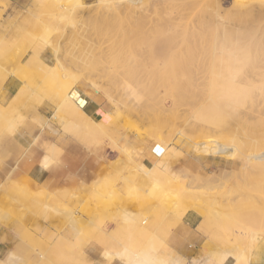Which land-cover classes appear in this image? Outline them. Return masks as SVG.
Returning <instances> with one entry per match:
<instances>
[{"label": "rangeland", "instance_id": "374dc122", "mask_svg": "<svg viewBox=\"0 0 264 264\" xmlns=\"http://www.w3.org/2000/svg\"><path fill=\"white\" fill-rule=\"evenodd\" d=\"M8 8L0 0V232L10 241L0 264H39V253L40 264H118L100 254L121 245L152 248L155 264H173L167 260L181 257L172 237H188L193 204L204 213H194L202 247L240 242L247 262L264 235L242 231L264 228L262 210L253 214L255 201L264 209V0H33ZM143 15L141 37L133 27ZM64 86L82 93L76 112L59 103ZM258 111L261 119L248 118ZM248 126L254 143L241 136ZM202 135L241 145L234 171L198 164L204 153L188 138ZM150 151L148 166L140 164ZM156 157L194 193L183 198L187 208L181 199L155 203L181 194L179 180L144 179L141 169ZM226 208L235 211L231 224ZM71 217L80 230L69 227Z\"/></svg>", "mask_w": 264, "mask_h": 264}, {"label": "bare ground", "instance_id": "6f19581e", "mask_svg": "<svg viewBox=\"0 0 264 264\" xmlns=\"http://www.w3.org/2000/svg\"><path fill=\"white\" fill-rule=\"evenodd\" d=\"M139 1V0H138ZM210 1H212V0H210ZM107 2V1H106ZM111 2V1H110ZM137 2V1H136ZM135 2V3H136ZM105 3V2H104ZM108 3H109V0H108ZM130 3H132L133 4V2H130ZM106 4V3H105ZM115 6V5H114ZM118 6V5H117ZM133 6H134V4H133ZM79 7V6H78ZM103 7H104V5H103ZM106 7V6H105ZM111 7H113V6H111ZM132 7V6H131ZM133 8V7H132ZM131 8V9H132ZM107 9V8H106ZM115 9V8H114ZM105 11V10H104ZM108 11V10H107ZM112 11V10H111ZM115 11V10H114ZM116 11H117V9H116ZM115 11V12H116ZM109 12H110V8H109ZM107 14V13H106ZM102 17V16H101ZM105 17V16H104ZM139 18H136V22H135V24L137 23L138 25H136L138 28L136 29L135 27H133L134 29H135V31L137 30H139L138 31V34H139V32L141 31L140 29L141 28H143L144 26H143V21H144V15L143 16H138ZM138 19V20H137ZM133 22V23H134ZM139 22L141 23V25L139 24ZM140 26V27H139ZM132 27V26H131ZM130 27V28H131ZM129 31V30H128ZM131 32L130 33H132V31L133 30H130ZM135 31H133V32H135ZM136 31V32H137ZM142 31H143V33H144V28L142 29ZM142 31L140 32L141 34V37H142ZM135 32V33H136ZM138 34H135V35H137V37L139 36ZM134 35V36H135ZM144 35V34H143ZM127 36V35H126ZM133 36V33L131 34V37ZM140 37V36H139ZM126 39H129V32H128V38L126 37ZM134 43H135V40H134ZM140 56V55H139ZM141 58H142V56H141ZM143 62V61H142ZM210 65V64H209ZM211 65H212V63H211ZM196 68V70L198 71V72H201V71H205L206 69H200V67H195ZM197 72V73H198ZM32 89V88H31ZM34 89V88H33ZM34 92V91H33ZM32 92V93H33ZM81 95H82V93L81 92H79L75 87H67V86H64V88H61V91L59 90L58 91V94H57V98H58V100H59V103H60V105L61 106H63V107H65L66 109H68L69 111H71V112H76L77 111V109L79 108V106H80V104H82V103H80L79 102V99L81 98V99H83L82 97H81ZM228 95V94H227ZM228 96H230V95H228ZM228 99V100H227ZM226 99V101H228V102H226V105L227 104H229V102H230V100H231V98L230 97H228ZM192 103H194V102H192ZM194 104H196V103H194ZM228 106V105H227ZM193 107V106H192ZM196 107V106H195ZM194 108V107H193ZM247 114H249V112L247 113ZM261 114V113H260ZM260 116H262V114L260 115ZM251 117L252 118H255L256 120H257V117H258V119H261V117H259V111L257 112V114L255 115L254 114V112H251L250 113V117L248 116V118L249 119H251ZM247 118V119H248ZM254 120V119H253ZM258 121V120H257ZM45 122V121H44ZM246 122H247V124L249 123L248 121H245L244 122V124L245 125H247L246 124ZM218 123V122H217ZM240 123V122H239ZM221 124V123H220ZM228 124V123H227ZM251 125V124H250ZM224 126H225V123H224ZM244 126V125H243ZM222 127V126H221ZM227 127H228V125H227ZM230 127V126H229ZM234 127V126H233ZM226 128V127H225ZM225 128H223L224 130H225ZM235 128H236V126H235ZM249 128H250V126H248V128H247V130H246V127H241V130H240V133H241V136H242V132H243V134H244V138H246V139H248V141L249 140H252L253 141V143H254V139H255V135H257L256 133H254V132H249L248 130H249ZM221 129V128H220ZM229 129V128H228ZM182 130V129H181ZM232 131H234L235 129H231ZM231 130H229V132H231ZM179 133H184V132H179ZM227 133V132H226ZM237 133V132H236ZM153 134H155V138H156V132L155 133H153ZM153 134H151V135H153ZM228 134V133H227ZM230 134V133H229ZM231 135V134H230ZM153 138V137H152ZM243 138V139H244ZM189 140H192V142H193V144H192V149H194L196 152H197V154L199 155V154H206V155H201V156H195L194 158L195 159H199L200 157V160L198 161V164L201 166V165H204V169L205 168H207L208 166H211V165H224L226 168H229L230 169V171H234V169L237 167L236 166V164H235V162H234V157H236V153L239 151V148L241 147V145L238 143V142H231V143H227V142H224V141H218L217 139H215L214 141H213V138H211V137H209V136H198V137H189L188 138ZM160 140V139H159ZM256 140H258V138H256ZM156 141H158L157 139H156ZM155 141V142H156ZM171 141V140H170ZM245 139L242 141L241 140V144H242V146H245ZM252 141H249V142H252ZM247 142V141H246ZM159 143H161V141L159 142ZM209 143H210V146H209ZM173 144V143H172ZM202 144H204L203 146H201ZM211 144H213V145H211ZM167 145V144H166ZM169 145H171V143L169 144ZM163 146V145H162ZM173 148H174V150L176 149V145L175 144H173ZM166 148H167V146H166ZM223 157H225V158H223ZM243 158H244V165H245V167L246 166H248V164H249V156H247L246 154H243ZM157 160V157L154 159V161L152 162V164H151V166H149V167H147L146 169H144V170H142L141 168V172L142 173H144V179L146 178L147 180H150V181H152V182H154V180H157L156 178V176H158L159 178H163V177H165V178H163L166 182H167V179L169 178V177H171L170 176V172L165 168V166L164 165H162L159 161L157 162L156 161ZM255 160L256 159H254L253 160V162H255ZM127 161V160H126ZM126 163V162H125ZM194 166H196V165H194ZM139 169V168H138ZM245 170H246V168H244ZM221 171H223V170H221ZM220 172V171H219ZM227 173V172H226ZM186 176V175H185ZM188 177H189V175H187ZM187 177V178H188ZM172 178V177H171ZM169 178V180H168V183L170 184V182L169 181H171L172 182V179L174 178ZM185 177H183V179H184ZM208 178V177H207ZM175 179L178 181H180L181 179H178V177H176V178H174V180L173 181H175ZM190 179H192V181L194 182V179H196V178H194L193 176L190 178ZM190 179L188 178L187 180H189L190 181ZM210 179V178H209ZM198 180V179H197ZM197 180H195V182L197 181ZM178 181V183L180 184V185H178V186H180V188L178 189V190H180L179 192L181 193V194H178V192H175V196H177L178 195V198H175V197H171V198H173L172 200V202H168L167 203V200L169 199V201H170V198H166L167 196H165V197H163L164 195H165V193H164V195L162 194L163 192H162V190H161V193L160 194H162L163 196H161V198H160V201L159 202H155L156 204H158L159 205V203H160V205L162 204V203H164V204H168L169 206H171V205H174L178 200H182L181 202V205L179 204V203H177V204H179V206H182V204H184L183 202H186V201H188L189 199H190V193H192V194H194L190 189H189V185L187 184V182H186V180H182V181H180L179 182ZM199 181V180H198ZM206 181V180H205ZM165 183V182H164ZM172 183H174V182H172ZM171 183V184H172ZM155 184H157L156 182H155ZM161 184H162V182H161ZM166 184V183H165ZM175 184V183H174ZM181 185H182V188H181ZM166 186V185H165ZM184 186V187H183ZM161 187H162V185H161ZM177 188V187H176ZM157 191V190H156ZM158 191L160 192V190L158 189ZM164 191V190H163ZM174 191H177V189L176 190H174ZM153 192V191H152ZM155 192V191H154ZM18 193V192H17ZM14 194V193H13ZM154 195H155V193H154ZM232 195V194H231ZM231 195H229V196H231ZM258 195V194H257ZM147 196V195H146ZM150 196H151V194H150ZM150 196H149V198H150ZM180 196V197H179ZM186 196H188V200L186 199H183L184 197L186 198ZM148 197V196H147ZM230 200H231V197L229 198ZM260 198H258V200H259ZM146 200V199H145ZM150 200H151V198H150ZM253 200V199H252ZM257 200V199H256ZM257 200V201H258ZM153 201H155V200H153ZM260 201V200H259ZM258 201V202H259ZM229 203H230V201H229ZM260 203V202H259ZM259 203H257L256 201L253 203V206H254V211H253V214L254 215H258V217L260 218V215H259V213L261 212V210H262V212L264 213V209H261L262 207L259 205ZM187 204V203H186ZM186 204H184L185 205V207H186ZM188 204L190 205V203L188 202ZM225 204H227V203H225ZM231 204V203H230ZM251 204H252V201H251ZM232 205V204H231ZM195 206H196V208H195ZM194 206V204H193V206H191L192 207V209L191 210H193V212L194 213H197V214H200L201 215V212L203 213V211H201V212H199V209H201V207H197L198 206V204H196ZM242 206V205H241ZM249 206H250V204H249ZM172 207H174V208H176V206H172ZM184 207V206H183ZM228 207V206H227ZM165 208H167V207H165ZM178 208L179 207H177L176 209H173V211H178ZM187 208V207H186ZM195 208V209H194ZM231 208V207H230ZM169 209V208H168ZM182 209V208H181ZM185 209V208H184ZM227 210L229 209V208H226ZM225 209V210H226ZM233 209V208H232ZM232 209H229L227 212V214H223V215H227V217H230V218H228L227 220H226V222L230 219V224L233 222L232 220V217H233V212H235V211H233L232 212ZM247 209H248V207H247ZM171 210H172V208H171ZM224 210V211H225ZM245 210V209H244ZM172 211V212H173ZM164 212V211H163ZM179 212V211H178ZM178 212H176V214L178 213ZM165 213V212H164ZM163 213V214H164ZM173 213H175V212H173ZM226 213V212H225ZM245 214L244 215H246V212H244ZM204 214V213H203ZM236 214V213H235ZM173 215H175V214H173ZM178 215V214H177ZM177 215H175V217H177ZM221 215H222V213H221ZM178 216H180V215H178ZM202 216V215H201ZM182 216H180V217H177V218H175V219H180ZM219 217V216H218ZM256 217V216H255ZM254 217V218H255ZM165 218V217H164ZM204 218H206V216L204 217ZM221 218V217H220ZM224 218V217H223ZM234 218V217H233ZM78 219V218H77ZM209 219V218H208ZM211 219V218H210ZM226 219V218H225ZM232 219V220H231ZM70 220V224H71V227L73 228V229H79L80 230V226L77 224V221H76V219L75 218H70L69 219ZM206 220V219H205ZM79 221V220H78ZM180 221V220H179ZM178 221V222H179ZM229 222V221H228ZM263 222V221H262ZM174 223H176L175 221H174ZM173 223V224H174ZM177 224V223H176ZM175 224V225H176ZM235 224V223H234ZM236 225V224H235ZM250 225V224H249ZM252 226L254 225V223L253 224H251ZM250 225V226H251ZM234 226V225H233ZM250 226H245L244 227V229L242 230V231H244V230H251V233H249V235L250 236H256L257 234H264V228H263V226L261 227V229L260 230H262V232L261 233H259L260 232V230L258 231V230H256V231H252V229L251 228H253V227H250ZM227 227H229V225L228 226H226V228ZM234 227H236V226H234ZM233 227V228H234ZM237 227H240V226H237ZM227 230H229V229H227ZM236 230V229H235ZM237 230H238V228H237ZM240 231V228H239V230H238V232ZM237 232V233H238ZM264 235H258V236H256L255 237V242H256V240L259 238V237H263ZM255 242L252 244V247L251 248H249L250 249V252L249 253H252V251H253V247L255 246L254 244H255ZM79 245V244H78ZM229 250H227V251H225L224 253L223 252H221L220 254H218V256H214L215 257V259H218V258H216V257H219V259H220V261L222 262V260H224L223 258L224 257H226V256H231V257H233V259H234V264H247V262L245 261V257H244V251H243V248L239 245V244H234L231 248L229 247L228 248ZM152 248H149V249H139L138 251H136V252H133V251H131V250H129V249H127V248H124L123 250H120L119 252H115V253H110V252H104V254H102V257H103V259L105 260V262H116V263H118V264H121V263H123V264H155L154 263V261H155V259H156V257H155V254L152 252ZM76 253H78V252H76ZM223 253V254H222ZM79 254V253H78ZM211 254V253H210ZM213 254H215L214 252H213ZM222 254V255H221ZM207 255H209V254H207ZM221 255V256H220ZM206 256V255H205ZM38 257L40 258V259H43V257H44V255L42 254V253H39L38 254ZM180 257L181 258H177V257H172L171 259H169V260H167V261H169V262H172L173 264H186V262H185V259L180 255ZM204 257V256H203ZM213 258V257H212ZM212 258H211V260H212ZM40 259H38V260H35V262H37V263H39L40 264V262L41 261H43V260H40ZM207 259H208V256H207ZM103 260V261H104ZM211 260H209L208 259V261H210L211 262ZM164 264H166V261H164L163 262Z\"/></svg>", "mask_w": 264, "mask_h": 264}, {"label": "crops", "instance_id": "0c3cea01", "mask_svg": "<svg viewBox=\"0 0 264 264\" xmlns=\"http://www.w3.org/2000/svg\"><path fill=\"white\" fill-rule=\"evenodd\" d=\"M7 1L9 2V8L7 9L6 12L11 14L16 10H24L25 8L30 7L31 2L33 0H7ZM88 101H89V98H88ZM88 111H89V108H88ZM93 111L90 109L89 112L92 113ZM152 156L153 154L151 151L146 153L145 155L142 156L140 164H143V165L145 164L146 166H148ZM184 224L188 226L189 228H191V230L188 232L189 233L188 237L182 238V235H180L179 232H176L174 236L172 237L171 248L175 253L181 255L185 259V262L187 260L188 263L186 264H234V259L231 256L224 257L223 258L224 260H222V262L220 261L219 257H216L218 259H215L214 256H218V254H220L221 252L224 253L225 251L229 250L228 249L229 247L231 248L236 243H233L229 247L222 248V247H215V246L209 245L207 242L202 247L203 243L206 240V236H204L202 232L195 230L198 224L197 215H195L194 212L192 211L189 212L188 215L184 217ZM74 232L75 233L77 232L78 234V230L77 231L75 230L72 233ZM9 242L10 241H8V243L4 242V236L2 232H0V256L4 254L6 249L9 247ZM255 243L257 244L253 247V251L248 258L249 260L247 261V264H264V236L259 237ZM238 244L242 245L240 242ZM120 249H123L122 245L118 249L103 250L100 254V261L105 263V260L102 257V254H104V252L107 251L110 253H115V252H119ZM213 252L215 254H213ZM207 256L209 260H211V258L213 257L211 262L208 261ZM194 258L196 259L193 260Z\"/></svg>", "mask_w": 264, "mask_h": 264}, {"label": "snow or ice", "instance_id": "6c2138e0", "mask_svg": "<svg viewBox=\"0 0 264 264\" xmlns=\"http://www.w3.org/2000/svg\"><path fill=\"white\" fill-rule=\"evenodd\" d=\"M156 151H157V152H160V151H162V149L159 148V147H157V148H156Z\"/></svg>", "mask_w": 264, "mask_h": 264}]
</instances>
